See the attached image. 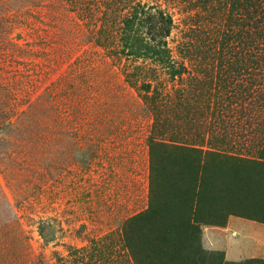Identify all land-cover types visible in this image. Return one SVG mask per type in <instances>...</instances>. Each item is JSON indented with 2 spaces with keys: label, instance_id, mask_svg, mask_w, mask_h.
I'll list each match as a JSON object with an SVG mask.
<instances>
[{
  "label": "rangeland",
  "instance_id": "obj_1",
  "mask_svg": "<svg viewBox=\"0 0 264 264\" xmlns=\"http://www.w3.org/2000/svg\"><path fill=\"white\" fill-rule=\"evenodd\" d=\"M139 6L172 17L165 54L139 28L125 31L122 37L131 39L127 46L119 43L126 48L118 56L94 44L100 22L134 21ZM191 14L176 0H0V126L15 123L39 97L44 110L36 124L56 117L47 128L0 132V264H53L56 255L119 231L124 220L147 208L152 116L143 97L151 92L140 86L157 80L136 73L135 82L126 83L124 74L135 66L154 68L169 94L193 85L192 76L205 82L203 69L180 55L182 44L194 39ZM182 63L188 72H175ZM213 70L207 73L211 109L224 92ZM240 75L225 94L227 107L218 112L226 117L208 112L203 119L204 129L227 130L226 152L236 156L208 158L207 175L220 169L229 176L214 178L212 205L206 195L213 178H202L204 264H244L228 262L226 255L250 250L251 242L243 241L249 229L264 234V160L256 158L264 138V80L253 88L248 74ZM222 120L226 126L217 124ZM137 233L146 235V225L139 224ZM253 247L264 257V241Z\"/></svg>",
  "mask_w": 264,
  "mask_h": 264
},
{
  "label": "trees",
  "instance_id": "obj_2",
  "mask_svg": "<svg viewBox=\"0 0 264 264\" xmlns=\"http://www.w3.org/2000/svg\"><path fill=\"white\" fill-rule=\"evenodd\" d=\"M176 1L192 13L190 18L196 23L194 28L189 29L194 39L182 44L180 55L193 67L203 69L207 80L202 82L195 76H189L194 80L191 85L196 87L190 85L169 94L160 86L154 68L140 65L135 66L131 73L125 72L126 83L135 82L136 73L137 76L149 78L151 81L157 80L155 86L150 83L140 86L146 93L151 92L143 97L152 116L147 138V208L124 220L119 231L92 239L84 247H70L65 257L56 255L53 264H204L206 260L199 244V226L204 223L201 217L204 209L202 178H213L206 196L211 195L215 186L214 178L229 176L220 169L207 175L208 158L236 156L226 152L231 137L219 125L226 126V122H218L219 129L214 131L213 128L204 129L203 119L208 112L211 115H216L217 112L216 116L220 119L226 117L218 115V112L227 107L224 104L228 99L225 94L236 76L238 78L241 73H247L251 87L264 80V0ZM137 13L134 21L100 22L91 37L94 44L104 48L108 55L118 56L125 52L128 45L126 41L131 39V36L125 39L122 35L127 29L131 33H137L139 28L155 50L165 54L172 17L163 10L151 11L144 6H139ZM122 42L125 43V48H119V43ZM204 62L208 63L206 67L201 65ZM169 65L174 67L175 64L169 62ZM179 66L175 72H188L183 63ZM212 68L214 72L216 70L215 81L218 89L224 92L218 96L211 109L208 98L211 84L208 82L210 77L207 73ZM250 93L255 94L254 90ZM43 104L42 97L37 98L22 113V118H18L15 123L8 122L0 126V132L7 135L9 127L34 129L54 126L56 117L53 119L52 116H49L47 122L39 119L42 126L36 124L37 113L43 109ZM207 130L209 132L206 133ZM258 144L260 150L256 152V158L264 160V138ZM172 151H177L180 155L186 154L178 158L171 156ZM188 155L193 156L189 161L185 159ZM235 176V173L230 175L231 178ZM237 178L241 182L246 181L243 175L238 174ZM206 199L210 205L213 204L212 195ZM139 224L146 225V235L137 233ZM18 233V238L23 242L22 232Z\"/></svg>",
  "mask_w": 264,
  "mask_h": 264
},
{
  "label": "crops",
  "instance_id": "obj_3",
  "mask_svg": "<svg viewBox=\"0 0 264 264\" xmlns=\"http://www.w3.org/2000/svg\"><path fill=\"white\" fill-rule=\"evenodd\" d=\"M238 237H241V236H239V235L235 236L233 238V241H237V239L239 240ZM243 241L244 242H251L250 250H247V253L244 255H240L239 252H237L236 254H232L231 250H230L229 253L226 255L227 261L233 262V263L244 262V264H258V263L264 264V257L259 256L258 250L253 247L254 244H257V242L264 241V234L261 232H260V234H258L256 232H254L253 229H251V230L249 229L246 233H244ZM252 243H253V246H252Z\"/></svg>",
  "mask_w": 264,
  "mask_h": 264
}]
</instances>
